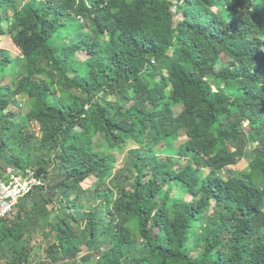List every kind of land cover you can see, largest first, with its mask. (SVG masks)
I'll return each mask as SVG.
<instances>
[{"label":"trees","instance_id":"obj_1","mask_svg":"<svg viewBox=\"0 0 264 264\" xmlns=\"http://www.w3.org/2000/svg\"><path fill=\"white\" fill-rule=\"evenodd\" d=\"M3 36L0 176L42 184L0 264H264V0H0Z\"/></svg>","mask_w":264,"mask_h":264},{"label":"built area","instance_id":"obj_2","mask_svg":"<svg viewBox=\"0 0 264 264\" xmlns=\"http://www.w3.org/2000/svg\"><path fill=\"white\" fill-rule=\"evenodd\" d=\"M41 184V179L31 168L6 169L0 176V220L13 219L19 199Z\"/></svg>","mask_w":264,"mask_h":264},{"label":"rangeland","instance_id":"obj_3","mask_svg":"<svg viewBox=\"0 0 264 264\" xmlns=\"http://www.w3.org/2000/svg\"><path fill=\"white\" fill-rule=\"evenodd\" d=\"M87 1L90 2L91 0H87ZM0 47L5 49V50H7V51H9V53L13 57H17L18 55H20V51L14 46L12 39L10 37H8V36H3L2 37V41L0 43ZM8 81H9V75L5 74V77L3 78V83H7ZM110 100H111V98H110ZM22 109L23 110L19 114L20 117H21V115H23V114H25L27 112V110L25 108H22ZM17 111H20V110H17ZM29 127L34 132L38 131V126H37V124L34 121L30 122ZM131 146H132V144L129 143L122 150L111 152L112 155H114V157L116 159L114 164H113L114 165V169H118L119 167H121V165H122V163H123V161L125 159L126 152L130 148H132ZM246 166H247L246 158H242L235 165H231V166L225 167L224 168V172H226V173H228L230 175H235L238 172L244 170L246 168ZM9 168H11V167H9ZM176 174H177V177L181 181L185 182L187 185H192V184H195L197 182V176H196L195 172L188 167L187 161H182L181 162L180 166H178L177 169H176ZM129 228H130V231L133 230V227H132V229H131V227H129ZM35 251L37 253V251H39V248H36ZM35 261H38V258L35 257ZM95 262H96V259H93L91 262H87V263L82 262V261H78L77 264H96Z\"/></svg>","mask_w":264,"mask_h":264}]
</instances>
